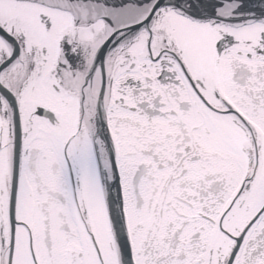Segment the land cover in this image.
<instances>
[{"label": "snow or ice", "instance_id": "snow-or-ice-1", "mask_svg": "<svg viewBox=\"0 0 264 264\" xmlns=\"http://www.w3.org/2000/svg\"><path fill=\"white\" fill-rule=\"evenodd\" d=\"M0 264H264V0H0Z\"/></svg>", "mask_w": 264, "mask_h": 264}]
</instances>
